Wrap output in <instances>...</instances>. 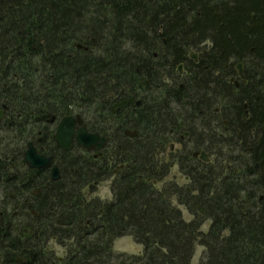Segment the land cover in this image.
I'll list each match as a JSON object with an SVG mask.
<instances>
[{
	"label": "trees",
	"instance_id": "16d2710c",
	"mask_svg": "<svg viewBox=\"0 0 264 264\" xmlns=\"http://www.w3.org/2000/svg\"><path fill=\"white\" fill-rule=\"evenodd\" d=\"M3 105L0 264H264V0H0ZM70 114L99 156L50 141ZM38 133L58 181L23 167Z\"/></svg>",
	"mask_w": 264,
	"mask_h": 264
},
{
	"label": "water",
	"instance_id": "95a60500",
	"mask_svg": "<svg viewBox=\"0 0 264 264\" xmlns=\"http://www.w3.org/2000/svg\"><path fill=\"white\" fill-rule=\"evenodd\" d=\"M79 47V46H78ZM192 58L195 59V55H191ZM180 70V66L178 68ZM236 69L238 75L241 74V64L236 65ZM132 99H124L119 103H116L112 106L111 110L113 111L115 108L122 107L131 103ZM138 105L139 102L137 101ZM1 116V112H0ZM82 121L79 116H67L62 118L56 128L55 134L53 135V141H55L56 145L62 149L63 151H69L72 146L75 145L77 147H81L88 151H98L103 148L105 145V137L99 136L98 133H90L86 130L85 126L76 127L77 124L81 125ZM129 137H133L135 132H125ZM74 141V142H73ZM200 159L202 161H207V156L204 152H201ZM50 158L38 155L35 152V149L32 143L27 145V150L24 154L23 162L28 165L30 168H42L46 166L49 162ZM50 178L52 181H56L59 178V170L57 166H52L50 170Z\"/></svg>",
	"mask_w": 264,
	"mask_h": 264
},
{
	"label": "rangeland",
	"instance_id": "374dc122",
	"mask_svg": "<svg viewBox=\"0 0 264 264\" xmlns=\"http://www.w3.org/2000/svg\"><path fill=\"white\" fill-rule=\"evenodd\" d=\"M242 69V67H241ZM175 178L178 183H182L186 181V178L182 177L178 172V167L175 165L171 167V172L169 178ZM95 195L101 197L102 199L110 200L111 193L109 190L108 181H101L95 187ZM182 216L185 221H190L191 216L187 212L184 207H180ZM209 226V221H206L203 226L202 230L206 231ZM113 251L116 253H125L131 255H140L142 253V246L135 243L131 237L129 236H122L116 238L113 242ZM203 248L199 245L196 246L193 256L191 258L190 264H199V259L202 255Z\"/></svg>",
	"mask_w": 264,
	"mask_h": 264
},
{
	"label": "flooded vegetation",
	"instance_id": "af4514ba",
	"mask_svg": "<svg viewBox=\"0 0 264 264\" xmlns=\"http://www.w3.org/2000/svg\"><path fill=\"white\" fill-rule=\"evenodd\" d=\"M2 117V116H1ZM0 117V118H1ZM48 121L46 120V124L47 125H49V127H52V132H51V134L49 135V137H50V141L55 145V143L53 142V140H52V136H53V133H54V129L56 128V126H57V122H53L52 121V123H47ZM44 142V137H43V135L42 134H40V133H38V137H37V139L35 140V141H33V145H34V147H35V149H36V152L38 153V154H41V155H44V154H42V153H40L39 151H38V144H42ZM23 157H24V152H23V154H22V162H23ZM54 164V162L52 161V159H51V157H50V160H49V162H48V164L46 165V166H44L43 167V170H45V172H46V174L49 176V179H50V168H51V166ZM23 167L24 168H26V169H28V170H36L35 168H33V169H31V168H28L24 163H23ZM10 168H12V164H11V160H3V161H1L0 160V170H7V169H10ZM42 169V168H41ZM60 172V171H59ZM9 198H12L13 200H14V198H13V196H11V194L9 195Z\"/></svg>",
	"mask_w": 264,
	"mask_h": 264
}]
</instances>
